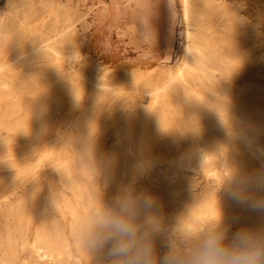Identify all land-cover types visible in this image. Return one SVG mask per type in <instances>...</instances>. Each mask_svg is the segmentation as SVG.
Returning <instances> with one entry per match:
<instances>
[{
  "label": "rangeland",
  "instance_id": "obj_1",
  "mask_svg": "<svg viewBox=\"0 0 264 264\" xmlns=\"http://www.w3.org/2000/svg\"><path fill=\"white\" fill-rule=\"evenodd\" d=\"M204 3L228 12L198 11L209 55L198 79H182L187 94L151 97L184 45L179 0H0V62L40 42L64 58L0 74V264H264V186L234 143L201 163L177 130L153 168L139 151L141 124L163 114L177 126L189 107L200 129L236 119L264 144V0ZM143 26L152 46L140 42ZM112 170L132 178L130 198ZM188 180L192 201L165 196Z\"/></svg>",
  "mask_w": 264,
  "mask_h": 264
},
{
  "label": "bare ground",
  "instance_id": "obj_2",
  "mask_svg": "<svg viewBox=\"0 0 264 264\" xmlns=\"http://www.w3.org/2000/svg\"><path fill=\"white\" fill-rule=\"evenodd\" d=\"M29 3L27 4L28 7L30 6ZM179 3H180L181 19H182L183 26H184V31H183V33H184L183 34L184 35V45H183L182 50L178 56L177 66H175L176 67L175 70L170 71V69L172 67H170V69H168L166 67L167 64L163 65L162 67L160 66V68H162V69L159 71V73L157 75V80L154 79L155 82H157L156 85L154 84L155 86H157V89L155 91L150 90L151 92H146V94H148L151 97H158L160 95V93H163L166 97H170V96H174V95L178 96L180 94H187L188 93L184 83H182V79L186 76L189 79L197 80L198 79V73L197 72L199 69L198 65L200 63L206 62L208 60V56H209L207 53V49H205L204 46L201 45V40H198V34L199 33H198V31H196V28L202 26L201 24L204 21L202 19L205 18L202 15V13H199L198 11L202 10L203 7H205V8L207 7L208 10L206 12H208V14L206 15V17L220 18V19H223L224 17H226L227 12H228V9H227L228 5L227 6L226 5L225 6H223V5H206L204 3V0H179ZM13 5H15V4L13 3ZM25 5H26V3H25ZM38 7H39V9L41 8L40 6H38ZM33 8H32V10H33ZM5 9H6V7H4L3 10H1L0 14L2 13V15H3L5 13V11H4ZM36 9L39 11L38 8H36ZM38 11L36 13H38ZM28 12H29V10H28ZM234 19H235V17H234ZM180 24L182 25V23H180ZM226 29H227L228 33H231L233 31L234 27L229 26ZM41 30H42V28H41ZM68 30H71V29H68ZM1 31H2V33L4 32V30H1ZM50 31L51 30H49V32ZM56 32H57V30H56ZM74 32H75V30H74ZM139 32L144 34V37H145V39L140 40V42L141 43L147 42L150 46H152L154 38L151 37V35L148 33L149 29H147L146 26L145 27L143 26V27L139 28ZM63 34H64V32H63ZM227 34H225V35H227ZM57 37H59V36H57ZM70 38H73V37L70 36ZM55 40L57 41V39H55ZM59 40H60V38H59ZM61 40H63V37ZM44 54H47L56 60L57 59H62V60L64 59L62 53L60 51H58V49L53 44H44V43L40 42L38 44L36 43V44L30 45L27 49H25L21 53L13 56V58H11L5 62H0V74L5 72L12 64H16V63H23L24 64L25 62H29V61L31 62L35 59H38L40 56H42ZM144 57H146V55H144ZM161 62H163V61H161ZM143 63L145 64V62H143ZM146 64H147V62H146ZM44 70H46V69H44ZM156 72H157V70H156ZM30 73H32V72H30ZM49 73H52L51 70L49 71ZM55 73H57V75H59L58 72H55ZM155 73H154V75H155ZM114 74H112V75H114ZM80 76L82 77V75H80ZM201 83L203 84V82H201ZM96 85L98 87L102 86L104 88L110 87L108 85H102V84H96ZM154 85L151 84V86L155 87ZM7 87L8 86L6 85V83L0 84V101L3 98V91L5 89H8ZM120 91H122V90H120ZM154 99H156V98H154ZM13 104H15V102ZM5 105H7V104H5ZM16 106H18V105H16ZM189 106L190 105L188 104V106H186V107H189ZM189 108H188V110L186 109L187 110V112L185 111L186 114L184 113V116L182 117L180 124L177 126H174L171 123V121L166 116H164L163 114L162 115L161 114L160 115L155 114L156 116H154L152 118L151 122L146 123V124L145 123L141 124L142 125L141 128H142L143 132H142V137L139 141V151H140V154L142 155V157L144 158L146 166H148L149 168H153V167L161 164L162 162H164L166 159H168V154L171 150L173 142L177 139V135L180 132L183 136H186V137L191 139L192 144L194 145V148L198 154V159L201 163H209V162H214V161L220 160L222 155H223V149L225 147L224 145L231 141L232 143H234L236 145V148H237L238 152L240 153V155L244 159H248L250 161V163L252 164V168L254 170V174L258 178V181L260 182V184L264 186V144L263 143H262L263 145L258 144V142H257L258 140L255 136L256 134L253 135L252 132H249L247 130V128L245 127L246 124L244 126L241 121L236 120V119H228V118L217 119L212 123L207 122L204 124V126L201 125L203 127V129H200V125L197 124V122H195V120H193L192 115L194 113H192L193 112L192 109L190 110ZM193 109H195V108H193ZM147 110H148V108H147ZM142 111H144V109H142ZM196 112H197V109H196ZM144 116H145V114H144ZM145 121H147V120H145ZM0 125H2V121H0ZM177 130L179 132H177ZM116 142H118V141H116ZM111 174L114 177H116V179L118 181H124L126 183V186H124V189H123L124 195L126 198H130L131 197L130 196V194H131L130 186L132 183V178L125 179L124 174H122V173L120 174L119 172L114 171V170H112ZM6 176H8V175H6ZM13 180H15V179H13ZM160 180L165 181L166 179H165V177H161ZM185 184H188V187L185 190H183L184 189L183 184L180 186L178 185L175 188L173 187L171 189H166V185H165V187H164L165 196H190L189 200L192 201L193 197H191V196H195V194H193L191 192L189 180L187 182H185ZM204 193L210 194V190L206 189V190H204ZM130 209H131V207H130Z\"/></svg>",
  "mask_w": 264,
  "mask_h": 264
},
{
  "label": "clouds",
  "instance_id": "obj_3",
  "mask_svg": "<svg viewBox=\"0 0 264 264\" xmlns=\"http://www.w3.org/2000/svg\"><path fill=\"white\" fill-rule=\"evenodd\" d=\"M121 250L125 251L127 249L121 248ZM211 255L213 256L219 255L218 250L211 252ZM220 264H241V262L238 260H221ZM244 264H247V262L245 261Z\"/></svg>",
  "mask_w": 264,
  "mask_h": 264
},
{
  "label": "crops",
  "instance_id": "obj_4",
  "mask_svg": "<svg viewBox=\"0 0 264 264\" xmlns=\"http://www.w3.org/2000/svg\"><path fill=\"white\" fill-rule=\"evenodd\" d=\"M140 36L143 37V36H142V33H140Z\"/></svg>",
  "mask_w": 264,
  "mask_h": 264
}]
</instances>
